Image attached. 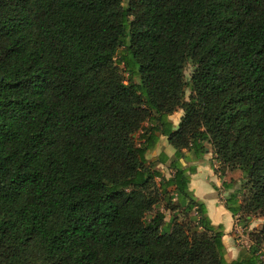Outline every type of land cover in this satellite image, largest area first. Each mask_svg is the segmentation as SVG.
<instances>
[{
	"label": "trees",
	"instance_id": "trees-1",
	"mask_svg": "<svg viewBox=\"0 0 264 264\" xmlns=\"http://www.w3.org/2000/svg\"><path fill=\"white\" fill-rule=\"evenodd\" d=\"M185 152L264 220V0H0V264H264V223L227 259Z\"/></svg>",
	"mask_w": 264,
	"mask_h": 264
},
{
	"label": "crops",
	"instance_id": "crops-1",
	"mask_svg": "<svg viewBox=\"0 0 264 264\" xmlns=\"http://www.w3.org/2000/svg\"><path fill=\"white\" fill-rule=\"evenodd\" d=\"M178 122L173 124L176 126ZM161 154L167 156L169 160H171L174 157V150L167 145L166 138L164 137H160L157 147L151 153L148 154V158H150V160L156 159ZM204 159L205 158H203V161ZM203 161L202 162L192 161V155L189 152H185V157L181 161V163L185 168L189 166L195 167L196 172L190 175L189 189L198 200L204 203L206 207L207 215L210 218L211 223L215 226L221 225L223 227V233H224L223 243L226 248V256H229L230 260H235L239 254L240 248L248 247V246L246 242H243L242 246H239L238 244L237 246H235L234 241L226 242L225 239L229 238V234L234 226V218L226 210V208L224 207V203L218 200L214 189H212L211 186L209 185L211 184L214 185L215 188H219L217 181L218 178L217 179L215 178L216 176H214V174L212 173L210 165L203 164ZM157 167L166 170V168H164V166H162L161 164H159ZM204 171H211V175L214 176L213 179L214 182H212L210 178H208L209 182H207L206 180L207 173H205ZM202 175H205L204 179L201 177Z\"/></svg>",
	"mask_w": 264,
	"mask_h": 264
},
{
	"label": "rangeland",
	"instance_id": "rangeland-1",
	"mask_svg": "<svg viewBox=\"0 0 264 264\" xmlns=\"http://www.w3.org/2000/svg\"><path fill=\"white\" fill-rule=\"evenodd\" d=\"M128 1L129 0H124V5H126ZM116 60H119V57H117ZM118 69H119L121 75L124 78H127V73H126V71L124 69V66L122 64H118ZM191 72H192V68L190 66H188L186 68V70H185L186 78H189ZM134 81H137V79H134ZM181 116H182V111H177L171 116L170 119H171V121H173V123H177L179 118H181ZM149 157H150V155H149ZM204 158L205 159L203 161V164L208 165L210 162H213L212 164H213L214 168L215 169L218 168V164L215 161H212L213 160L212 159L213 156H212L211 153L206 154ZM211 170H212V173L214 174V176H216L215 178L216 179L218 178L217 181H218L219 188H215V186L211 185V184H209V185L211 186L212 189H214L218 200L220 202L224 203V201L229 198V196L232 194V192L239 188V186L241 185V181H239L236 184L234 190H225L220 185L221 184V180L219 179L218 174L215 172V170H213V169H211ZM204 172L207 173V176H206L207 182H209L208 178H210L212 180V182H214V180H213L214 176L211 175V171H204ZM201 177L204 179L205 175H202ZM239 200H241V197H239ZM162 212L165 214V224H167L168 220L170 219V215L171 214H170V212H166L165 210H162ZM151 216H152V214H149L148 218L150 219ZM263 223H264V220L260 216L253 217L249 227L246 228L245 230H243L242 228H240L238 226V217H235L234 218V226H233V228H232V230H231V232L229 234V238H226L225 240H226V242L227 241L228 242L234 241V245L235 246H237V244L239 246H242L243 242H246L247 246L249 247L250 240H249L248 234L251 233V232H254V231H258L262 227ZM227 259L230 260L229 256H227Z\"/></svg>",
	"mask_w": 264,
	"mask_h": 264
}]
</instances>
